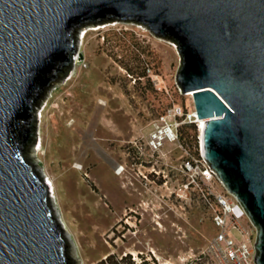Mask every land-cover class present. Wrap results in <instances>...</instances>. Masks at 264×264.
<instances>
[{"label":"rangeland","instance_id":"rangeland-1","mask_svg":"<svg viewBox=\"0 0 264 264\" xmlns=\"http://www.w3.org/2000/svg\"><path fill=\"white\" fill-rule=\"evenodd\" d=\"M75 39L68 72L40 93L37 141L25 146L48 182L71 264H95L107 254H131L134 264H214L206 249L216 230L205 197L224 188L202 175L200 131L197 144L192 131L181 140L195 110L176 84L175 44L123 21L82 26ZM135 54L139 68L130 75L123 65L136 66ZM161 126L177 137L155 148ZM242 224L248 227L246 218ZM228 234L247 241L235 230Z\"/></svg>","mask_w":264,"mask_h":264},{"label":"water","instance_id":"water-1","mask_svg":"<svg viewBox=\"0 0 264 264\" xmlns=\"http://www.w3.org/2000/svg\"><path fill=\"white\" fill-rule=\"evenodd\" d=\"M111 21L175 44L176 84L203 122L201 157L243 207L264 264V0H0V264H71L25 146L37 141L40 93L70 68L76 31Z\"/></svg>","mask_w":264,"mask_h":264},{"label":"built area","instance_id":"built-area-1","mask_svg":"<svg viewBox=\"0 0 264 264\" xmlns=\"http://www.w3.org/2000/svg\"><path fill=\"white\" fill-rule=\"evenodd\" d=\"M194 118L195 112L188 116L190 122H194L196 120ZM166 128L172 134V140L170 141L175 140L177 137L175 132L168 126ZM161 144L162 141L153 138L155 148H158ZM184 167L192 169L193 162L187 161ZM202 175L208 181L215 176L208 165ZM206 204L211 222L216 230L206 249L214 264H256L254 261L255 228L250 223L240 202L224 188V192H210L206 197ZM244 218L248 222L247 228L243 227L242 224ZM229 230H235L238 234L245 235L247 241H236L228 234Z\"/></svg>","mask_w":264,"mask_h":264},{"label":"trees","instance_id":"trees-1","mask_svg":"<svg viewBox=\"0 0 264 264\" xmlns=\"http://www.w3.org/2000/svg\"><path fill=\"white\" fill-rule=\"evenodd\" d=\"M134 60H137V65L132 67L128 64H124V69L127 71L128 74L130 75H134V73H136L135 71L139 68L138 66V62H140V57H139V54H135L134 56ZM61 67V63L58 64L57 66V71H59ZM56 75L55 73L52 75V79L55 78ZM138 77H142L141 75H138ZM30 117H33V114L31 113ZM30 119V118H29ZM27 120V121H20V123L18 124L19 126V130L16 134V137L17 139L23 141L24 139V135H25V132H26V123L30 120ZM192 131V135L190 136L192 138V140L195 141V144H197V139H198V133H199V127H198V124L192 122V123H187L185 124L184 126L181 127V131H183L181 133V140H185L186 137H189V135H185L184 134H187L188 131ZM205 200H206V197H205ZM95 264H134V262L131 260V254H125V256H118L116 254H107L105 256V258L97 261ZM139 264H145V262H141Z\"/></svg>","mask_w":264,"mask_h":264},{"label":"bare ground","instance_id":"bare-ground-1","mask_svg":"<svg viewBox=\"0 0 264 264\" xmlns=\"http://www.w3.org/2000/svg\"><path fill=\"white\" fill-rule=\"evenodd\" d=\"M83 34V33H82ZM81 37H82V35H81ZM77 67V65L75 66V68ZM83 78V77H82ZM121 112H124V117L125 118H128V116H129V113H130V111L127 109V108H123L122 110H121ZM40 115H42L41 113H40ZM194 120H195V118H194ZM196 121V120H195ZM94 122H95V117H93L92 119H91V121H90V127L91 128H93V124H94ZM196 122H198V124L201 126L202 124H203V122L202 121H196ZM171 133L167 130V128H166V126H161L160 128H158L157 130H156V132H155V134H154V136H153V138H155L156 140H158V141H163V140H172V138H171ZM42 145V141H41V139H40V141H39V143H38V146H41ZM68 152V151H67ZM71 152H73L74 154H76V150L75 149H73ZM66 153V152H65ZM117 174H121V171H118L117 172Z\"/></svg>","mask_w":264,"mask_h":264}]
</instances>
